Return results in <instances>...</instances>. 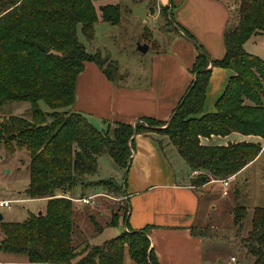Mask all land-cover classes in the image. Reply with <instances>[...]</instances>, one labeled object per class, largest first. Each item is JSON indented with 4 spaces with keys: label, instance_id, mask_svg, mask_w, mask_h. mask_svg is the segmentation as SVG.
Masks as SVG:
<instances>
[{
    "label": "trees",
    "instance_id": "obj_1",
    "mask_svg": "<svg viewBox=\"0 0 264 264\" xmlns=\"http://www.w3.org/2000/svg\"><path fill=\"white\" fill-rule=\"evenodd\" d=\"M146 1L153 12L155 0ZM237 2L223 33L224 56L211 60L197 47L191 66L194 78L166 121L144 118L146 125L116 122L98 129L72 109L78 76L86 62L97 65L112 82L124 75L109 57L87 51L78 40L77 28L91 41L97 21L120 22V4L110 0H0V110L7 103H28L27 117L0 118V142L10 153L21 148L27 151L29 183L23 192L27 199H45L40 214L29 213L21 222L0 221V251L20 256L23 264H123L125 255L134 264H156L149 248V227L123 230L100 245L86 241L82 252L76 251L75 201L64 196H71L77 187L80 196L88 188L117 199L125 193L113 179L87 180L97 169V156L107 153L126 170L127 177L131 137L153 132L176 149L189 173L195 174L190 184L199 187L210 177L220 180L236 175L260 155L262 147L255 142L200 143V137H223L231 132L264 139V60L243 49L251 36L264 32V0ZM169 10L168 6L160 8L159 15L171 25ZM37 42L49 51H42ZM213 67L228 68L234 74L215 100L214 111L202 113ZM40 101L49 111L40 108ZM247 214L246 206L234 207L233 224L238 232ZM126 216L123 212L124 223ZM117 217L115 212L110 224ZM190 230L193 236H216L205 228ZM240 243L252 258L251 264H264V204L252 209L250 228Z\"/></svg>",
    "mask_w": 264,
    "mask_h": 264
},
{
    "label": "crops",
    "instance_id": "obj_2",
    "mask_svg": "<svg viewBox=\"0 0 264 264\" xmlns=\"http://www.w3.org/2000/svg\"><path fill=\"white\" fill-rule=\"evenodd\" d=\"M119 2L121 0L114 3ZM145 2L146 17L143 15L145 26L142 34L146 28L150 31L157 30L159 18L164 21L159 15L160 8H170L172 24L163 35L160 46L150 47L148 44L146 52L151 49L152 55L142 62L140 71L143 78L136 84H126L123 79L112 82L91 62L84 64V69L78 76L72 109L84 114L92 125L94 123L90 119H95L101 125L98 129H104V124H107L106 128L112 127L116 122L132 125L141 121L146 125L144 118L166 121L194 78L191 66L198 54L197 47L204 50L211 60L220 59L225 54L223 33L230 18V9L233 8L226 0H155L153 12L148 10L147 1ZM127 11L126 8L124 12ZM149 20L154 22L152 26H148ZM124 73V79L128 78V73ZM231 75L233 72L230 69H211L202 113L214 111L215 100ZM131 139L133 148L127 178L123 183L125 193L120 198L127 207L123 230L149 227V248L156 264H231L232 258L236 257L232 253L233 246L241 244L239 240L228 243L231 250L225 254L223 249L226 246L220 243L222 238L193 236L190 230L191 227L218 225V222L208 221V214L217 211L218 206L213 205L210 210L212 202L207 200L204 205L198 192L215 183L221 188V196H227L228 193L222 194L220 181L210 177L208 182L195 187L189 182L190 177L195 174L185 172L180 156L167 139L153 132L134 134ZM242 141L259 142L262 150L254 161L230 177V183L259 160L264 153V139L238 132H231L223 137H200L202 145H227ZM176 164L180 166L179 169ZM98 192L96 190L95 193ZM87 195L89 194L84 196ZM25 200L45 202V199ZM235 262L248 264L247 260L235 259ZM123 264L134 263L124 258Z\"/></svg>",
    "mask_w": 264,
    "mask_h": 264
},
{
    "label": "rangeland",
    "instance_id": "obj_3",
    "mask_svg": "<svg viewBox=\"0 0 264 264\" xmlns=\"http://www.w3.org/2000/svg\"><path fill=\"white\" fill-rule=\"evenodd\" d=\"M110 1L118 2L119 0ZM121 2L119 3L123 13H121L118 24L113 25L104 21H97L94 26V37L89 42L84 39L80 26H78L77 37L86 46L87 51L99 52L100 55L109 57L118 64L119 71H123V75L125 74L124 72H127L128 78H122L126 84H136L139 79L143 78L142 71H140L143 60H147L152 55L151 49L146 53L137 51L136 43L139 42L138 40H143L140 43L150 44V47L160 46L159 43L163 41V35L166 34L167 28L171 27V25L166 24L159 18V28L155 31L152 30L154 33L146 28L142 34L145 26L143 24L145 19L143 15L146 17V2H133L132 0H121ZM226 2H228L230 7H233L230 9V13L236 6L238 7L237 0H226ZM126 8L128 11L124 12ZM153 23V21L149 20L148 26H152ZM141 37L142 39H140ZM243 49L264 60V32L251 36L244 43ZM119 73L117 72V77ZM27 106L28 103L26 102L7 103L0 110V118H7L10 115L27 117ZM39 106L43 111H49V108L41 101ZM90 121L97 128L101 127L100 123H97L95 119H90ZM104 126L102 128L106 129L107 124H104ZM262 143L264 144V141ZM169 153L172 155L171 152ZM28 159V153L24 148L15 149L10 153L6 150L3 143L0 142V199L5 198L12 201L9 207H0V215H2L3 221L21 222L28 217L29 213L37 214L39 211L44 212L45 210L44 201L25 200L26 196L23 191L29 183ZM179 159L183 163L185 172H189L186 162L181 157ZM175 166L178 169L180 168L177 164ZM177 171L179 172V170ZM125 172L126 170L117 166L107 153H102L97 156L96 171L87 176V180L113 179L118 186L123 187L124 180L127 178ZM228 188V195L224 197L221 196V188L215 183L207 185L202 191L198 192L200 199L204 200V205L207 200L212 202L210 210L213 205L218 206L217 211L208 214V221L218 222V225L216 227L205 226L204 228L208 230H205L207 233L210 231L211 234L216 235L210 238H222L220 243L224 247L226 246L223 249L225 254L231 250L227 246L228 243H236L238 242L237 240L240 241L241 237L246 235L247 230L250 228L252 209L255 206L264 204V153L259 160L239 174ZM95 192L96 190L90 188L86 191L87 194L93 195L90 204L81 205L77 202L74 204L73 239L78 252H82L84 249V242L87 241L91 245H100L105 240L118 235L124 229L123 212H126L127 215L125 201L116 197L106 196L101 190L98 193ZM80 193V188L77 187L71 196L76 197ZM238 204L246 206L248 213L244 218L241 232H238L233 224V209ZM115 212L118 213V217L115 224L112 225L110 224V219L113 214L115 215ZM1 237L0 231V239ZM238 244L233 246L232 253L236 256L234 259L247 260L248 264H251L252 258L246 254L241 244L239 246ZM19 257L18 255L0 251V262L12 260L9 263L23 264ZM125 258L129 260L127 255H125Z\"/></svg>",
    "mask_w": 264,
    "mask_h": 264
},
{
    "label": "built area",
    "instance_id": "obj_4",
    "mask_svg": "<svg viewBox=\"0 0 264 264\" xmlns=\"http://www.w3.org/2000/svg\"><path fill=\"white\" fill-rule=\"evenodd\" d=\"M136 123L132 124V126H134ZM229 180H230V177L228 178H224V179H220V183L222 184V187H223V190H222V194L223 195H226L228 193V187H229ZM64 196V195H62ZM72 201H75L81 205H86V204H90L92 202V198H93V195H87V196H76V197H72V196H64ZM12 201L11 200H1L0 201V207H9L10 203ZM232 264H237L235 263V259L232 258L231 260Z\"/></svg>",
    "mask_w": 264,
    "mask_h": 264
},
{
    "label": "water",
    "instance_id": "obj_5",
    "mask_svg": "<svg viewBox=\"0 0 264 264\" xmlns=\"http://www.w3.org/2000/svg\"><path fill=\"white\" fill-rule=\"evenodd\" d=\"M37 45H38V47L42 50V51H44L45 53H47L48 51H49V48L48 47H46L45 45H43L42 43H40V42H37ZM147 49H148V45L146 44V43H140V42H137L136 43V50L137 51H139V52H141V53H145L146 51H147ZM51 156V155H50ZM41 213V211L40 212H38V214H40ZM2 215H0V221L2 220Z\"/></svg>",
    "mask_w": 264,
    "mask_h": 264
}]
</instances>
